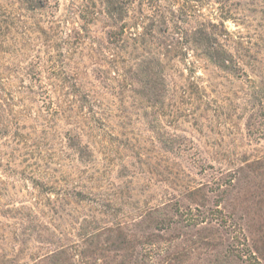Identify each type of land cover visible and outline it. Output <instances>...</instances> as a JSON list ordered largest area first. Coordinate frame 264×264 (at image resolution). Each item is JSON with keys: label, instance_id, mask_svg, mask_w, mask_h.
Segmentation results:
<instances>
[{"label": "rangeland", "instance_id": "rangeland-1", "mask_svg": "<svg viewBox=\"0 0 264 264\" xmlns=\"http://www.w3.org/2000/svg\"><path fill=\"white\" fill-rule=\"evenodd\" d=\"M109 2L0 0V97L12 121L0 138V264H33L62 246L75 249L70 264H206L212 245L233 236L220 226L225 216L264 259V96H252L253 82L264 83V0H153L142 12L160 17L150 43L168 63L157 104L132 71L139 54L111 56ZM196 31L217 35L249 80L211 64ZM67 78L95 95L100 120L64 111ZM156 119L174 149L156 140ZM76 126L81 153L64 138ZM40 176L57 188L35 187ZM64 187L83 190V202L61 196ZM170 199L192 212L169 214V226L134 225ZM105 224L123 230L82 252L81 239Z\"/></svg>", "mask_w": 264, "mask_h": 264}, {"label": "trees", "instance_id": "trees-1", "mask_svg": "<svg viewBox=\"0 0 264 264\" xmlns=\"http://www.w3.org/2000/svg\"><path fill=\"white\" fill-rule=\"evenodd\" d=\"M152 2L153 0H110V11H107L105 15L111 22L110 31L107 34V41L113 46L112 49L114 50L111 56L113 58L115 56L114 54L118 56V54H120L118 53L119 51L125 55L139 54L135 59L136 63L134 67H132V71L137 77L136 80L139 84L148 92L149 100H153V103L157 104V102L162 103L167 91L168 75L166 72L168 63L162 59L165 57L163 53H159L158 51L160 54L158 55L157 50L159 47L155 48V53L152 51L153 43H150V39L155 37L156 29L158 25L162 23L160 17H157V15H146L142 12L150 10V7H153ZM135 5H138L137 7L139 8L140 15L137 18V22L132 25L129 20ZM84 16L85 15H82L81 20L85 21ZM136 27L141 28L142 31L138 32ZM81 31L83 40L86 38L85 36L91 32L88 25H83ZM195 35L200 36L196 39L198 40L196 43L200 48H203V53L211 64L223 72H227L236 77H244L249 80V73L245 69L247 64L243 63L239 56L235 57L220 45L217 40V35L213 32L207 33L205 31H196ZM123 50H125V53H123ZM115 61V59L112 60L114 63ZM111 74L114 77L120 76L116 67L111 69ZM112 79L111 83L113 82ZM3 81V79H0V92H2ZM260 83L261 84L256 86L255 81L253 82V88L256 91L253 92L254 94L252 95L259 101H261L262 96H264V83ZM63 86L65 88L61 96L63 98L62 106L64 111L72 112L77 110L79 117L83 120H100L101 115L99 114V107L97 105L98 99L89 89L85 88L84 83L77 78L70 80L67 78L64 79ZM157 88H160L161 92H158ZM8 102H10V100H5L0 97V138L8 136L12 130V121L9 120L7 114V107L10 105ZM155 122V125L150 124V128L156 134V140L163 148L169 150L174 149L177 143L175 144V141L170 140L165 133L156 130L155 128H157L161 122L159 119H156ZM247 128L257 130L251 121L247 122ZM64 138L68 142L69 148L75 151L81 153L85 149H88V146L83 142V129L77 126L75 129H67ZM240 169L242 170L243 167H239L237 170L239 171ZM32 174H34V172ZM40 178L43 177L40 176L38 179L35 178L33 180L35 187H48L49 190H55V188H57L53 183H50V186H48V183L41 182ZM59 191L61 196L67 199L72 198L76 203H82L84 200L81 199V196H83V190L81 189L77 191L74 187H64L63 189L60 188ZM181 208L182 206L178 199H170L154 208L147 209L139 218L140 221L134 223V225L138 226L150 222L156 225L169 226L171 222V218L168 217L169 214H175L185 219V217L187 218L189 213L192 212H183ZM215 213H218V211H215ZM221 220L220 226H222L225 233L232 234L233 236H231L226 243L212 245L214 248L209 254L206 264H264L263 256L255 249L252 251L251 247L247 245L246 240H240L242 239V234L240 230L236 229L233 222H231V220L229 221L226 216L221 217ZM121 227L120 224H105L96 228L97 230L95 231H89L87 235L81 239V246L79 247L83 252L84 247L88 245V242H90L93 237H98L106 233L120 232L123 230ZM73 250L75 249L71 246L59 247L51 251L48 255L41 257L33 264H70L69 258ZM82 264H85V262L82 261Z\"/></svg>", "mask_w": 264, "mask_h": 264}]
</instances>
